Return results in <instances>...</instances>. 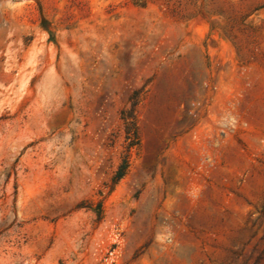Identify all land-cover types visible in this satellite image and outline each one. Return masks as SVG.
Here are the masks:
<instances>
[{
  "label": "rangeland",
  "instance_id": "1",
  "mask_svg": "<svg viewBox=\"0 0 264 264\" xmlns=\"http://www.w3.org/2000/svg\"><path fill=\"white\" fill-rule=\"evenodd\" d=\"M0 264H264V0H0Z\"/></svg>",
  "mask_w": 264,
  "mask_h": 264
},
{
  "label": "trees",
  "instance_id": "2",
  "mask_svg": "<svg viewBox=\"0 0 264 264\" xmlns=\"http://www.w3.org/2000/svg\"><path fill=\"white\" fill-rule=\"evenodd\" d=\"M132 134H133L134 138H137V133H136L135 126H134V130H133V133ZM126 166H127V156L124 157L123 163L120 165L119 170L116 173V177L117 178H120L124 174V171L126 169Z\"/></svg>",
  "mask_w": 264,
  "mask_h": 264
}]
</instances>
